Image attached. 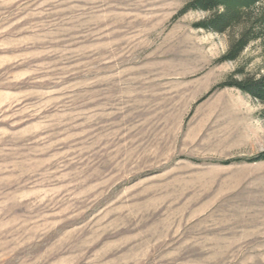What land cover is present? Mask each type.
Returning a JSON list of instances; mask_svg holds the SVG:
<instances>
[{
  "label": "rangeland",
  "instance_id": "374dc122",
  "mask_svg": "<svg viewBox=\"0 0 264 264\" xmlns=\"http://www.w3.org/2000/svg\"><path fill=\"white\" fill-rule=\"evenodd\" d=\"M190 1L0 0V264H264L263 42Z\"/></svg>",
  "mask_w": 264,
  "mask_h": 264
},
{
  "label": "trees",
  "instance_id": "16d2710c",
  "mask_svg": "<svg viewBox=\"0 0 264 264\" xmlns=\"http://www.w3.org/2000/svg\"><path fill=\"white\" fill-rule=\"evenodd\" d=\"M189 10L209 14L196 23V27L229 34V47L222 61L237 60L253 40H262L264 46V0H191L181 10V14ZM220 86H234L264 103V74L259 75L258 79L243 78ZM234 161H264V151L254 157Z\"/></svg>",
  "mask_w": 264,
  "mask_h": 264
}]
</instances>
